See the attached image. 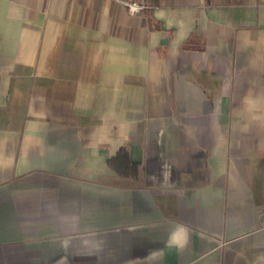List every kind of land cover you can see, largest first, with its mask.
<instances>
[{"label": "crops", "instance_id": "obj_1", "mask_svg": "<svg viewBox=\"0 0 264 264\" xmlns=\"http://www.w3.org/2000/svg\"><path fill=\"white\" fill-rule=\"evenodd\" d=\"M133 1L0 0V264H264V0Z\"/></svg>", "mask_w": 264, "mask_h": 264}, {"label": "trees", "instance_id": "obj_2", "mask_svg": "<svg viewBox=\"0 0 264 264\" xmlns=\"http://www.w3.org/2000/svg\"><path fill=\"white\" fill-rule=\"evenodd\" d=\"M110 166L114 167L117 164H123L126 167L129 168V175L136 176L137 172H138V167L136 164H133L131 162L128 161L127 159V153L125 150H120L119 153L117 154L116 157H114L113 159H111L109 161Z\"/></svg>", "mask_w": 264, "mask_h": 264}, {"label": "built area", "instance_id": "obj_3", "mask_svg": "<svg viewBox=\"0 0 264 264\" xmlns=\"http://www.w3.org/2000/svg\"><path fill=\"white\" fill-rule=\"evenodd\" d=\"M125 8L130 15H136L143 10V6L137 4L133 0H118Z\"/></svg>", "mask_w": 264, "mask_h": 264}]
</instances>
